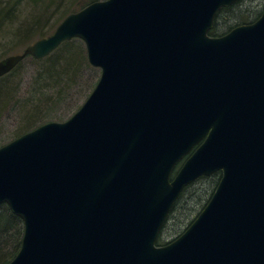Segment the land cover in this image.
<instances>
[{
	"label": "water",
	"instance_id": "obj_1",
	"mask_svg": "<svg viewBox=\"0 0 264 264\" xmlns=\"http://www.w3.org/2000/svg\"><path fill=\"white\" fill-rule=\"evenodd\" d=\"M237 1L96 0L0 60L2 77L80 39L100 70L70 118L0 147V204L23 223L7 264H264V9L208 34ZM217 171L156 246L182 190Z\"/></svg>",
	"mask_w": 264,
	"mask_h": 264
},
{
	"label": "trees",
	"instance_id": "obj_2",
	"mask_svg": "<svg viewBox=\"0 0 264 264\" xmlns=\"http://www.w3.org/2000/svg\"><path fill=\"white\" fill-rule=\"evenodd\" d=\"M19 1L20 0H17L11 3H9L10 2L9 1L8 3H4L3 6L0 7V28L5 23L10 24L11 26L13 22L14 23L16 22L17 25L16 26L14 25L15 28H12L14 31L13 39L15 40V42H19L18 45L21 44L23 45L24 43L30 41L31 38H33L37 34H40L39 36L40 38L44 37V32L42 31V28L46 24V19L48 17L40 21L33 14L29 20L24 19L22 22L21 21L17 22L16 7ZM49 1L52 3V5H56V4L59 5L65 0H49ZM93 1L96 0H79L74 8L63 11L62 18L60 19V21L69 13L76 12ZM242 3L243 0H239L233 3L232 5H230L229 7L220 9L217 15L215 16L213 27L208 32V34L210 36H220L230 31L235 26L248 24L255 21L258 17L252 20L251 22L247 21L248 15L246 16L241 12L243 11ZM34 6H35L34 12H36L37 9L38 11L40 10V12L47 11L46 5L43 1L35 3ZM224 16L229 17V19L234 24L228 25L227 30L225 32H221L217 22L218 20L221 19V17ZM24 23L26 24V26L22 25ZM224 23L226 24V22ZM80 50L82 51L81 53ZM82 53H83L82 45L77 44L76 39H71L69 41L62 43L55 51H53L48 56L42 59L37 60L30 56L26 57L36 62L37 65H40V68L35 73V78H34L35 81L34 83L36 85L35 92L40 93L39 95L43 100L51 99V95H48L50 93H52V95H55L59 100L61 95L64 94V87L66 85H69L73 81L72 78L81 76L83 70L85 71L87 68H90L85 56H83ZM21 63L22 61L11 72L0 77V83L4 85L2 86V90H0V109L3 108L5 106L4 104L7 103V101L9 99L11 100L12 98L11 96L12 89L10 88L9 85L11 80L10 78L16 73ZM96 82L97 79L94 81L93 84L89 85V89L85 93L86 97L89 95V93L95 86ZM41 101L39 100V102L34 104L31 101L30 106L28 103H26L20 107V109L24 111L23 121H25V125L28 124L33 126L36 120L37 121L40 120L39 119L40 118L39 116L41 114L40 109H41V104H43ZM1 111L2 110H0V112ZM46 122H41L28 131L35 129L36 127ZM26 132H23L22 134ZM219 179H220V172H217L207 177L198 178L196 181L198 182L201 181L203 184V187L200 189H193L195 184L198 183L196 181L186 186L182 190L176 202L173 204L162 226L161 232L165 227L167 221L171 219V216L172 218L174 217L176 218V220H178V223H175L176 227H174L175 230L178 229V227H180L181 224L183 223L184 219L188 217L191 210H193V208L198 206V204L200 203V201L203 199L204 195L208 191V187L213 183L214 186L208 199L205 202L206 204L210 196L212 195L216 185L218 184ZM205 204L201 207V210L205 206ZM192 221L193 220H190L189 224ZM161 232L156 240V245L158 246L168 243L165 241V239L161 238ZM22 234H23V223L21 219L16 215H14L6 204H0V264H7L14 258V256L16 255V253L20 248Z\"/></svg>",
	"mask_w": 264,
	"mask_h": 264
},
{
	"label": "rangeland",
	"instance_id": "obj_3",
	"mask_svg": "<svg viewBox=\"0 0 264 264\" xmlns=\"http://www.w3.org/2000/svg\"><path fill=\"white\" fill-rule=\"evenodd\" d=\"M10 1V2H9ZM17 0H0V7L3 6L4 3H11ZM43 1L46 5L47 11L40 12V10L34 12V4L37 2ZM79 0H65L61 4L52 5L49 0H20L17 4L16 11V19L17 22L23 21L24 19L29 20L32 15L38 18L40 21L44 20L46 17V24L43 26L42 31L44 32V37L50 35L55 29L56 25L59 23L62 18L63 11L72 9L76 6ZM243 14H245L248 18L247 21H252L260 16L262 10L264 9V0H243L242 3ZM48 14V16H47ZM33 16V17H34ZM229 20V21H228ZM229 19V17H221L218 20V26L220 27L221 32H225L227 30L228 25H233L234 23ZM226 22V24L224 23ZM16 26V22L10 24L5 23L1 26L0 31V60L8 55L21 53L22 50L27 46L35 42L37 39H40V34H37L30 41L24 43L23 45H18L19 42H15L13 39V29ZM26 26V24H22ZM41 31V33H42ZM77 44L82 45L83 53L87 60L85 45L82 40L76 39ZM82 51L80 50V53ZM88 62V60H87ZM90 68H87L85 71H82L81 76L73 77L72 82L69 85L64 87V94L61 95L60 99L52 93L51 99L43 100L40 97V93L35 92V73L40 68V65H37L36 62L30 60L29 58H25L17 69L16 73L10 78V88L12 89V98L9 99L7 103H5L4 107L1 108L0 112V146L7 144L17 136L21 135L23 132H26L41 122H63L70 118L83 104L85 101V93L89 89V85L93 84L97 77L100 75V70L92 67L88 63ZM9 81V80H8ZM7 81V83H8ZM2 83H0V90H2ZM89 93V92H88ZM41 101V114L40 120H36V122L31 125H25V121H23L24 111L20 109L23 104L28 103L29 106L31 101L34 103ZM38 118V117H37ZM36 118V119H37ZM25 125V126H24ZM198 182V181H196ZM195 182V183H196ZM214 184L212 183L208 187V191L204 195L203 199L200 201L197 207L191 210L190 214L187 218L184 219L178 229H174L176 227L175 223H178L176 218L169 219L161 232V238L165 239L166 242H169L175 238H177L189 224L190 220H194L197 213L201 210V207L205 204L208 199ZM203 187L201 181L195 184L193 189H200Z\"/></svg>",
	"mask_w": 264,
	"mask_h": 264
}]
</instances>
